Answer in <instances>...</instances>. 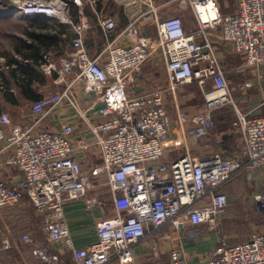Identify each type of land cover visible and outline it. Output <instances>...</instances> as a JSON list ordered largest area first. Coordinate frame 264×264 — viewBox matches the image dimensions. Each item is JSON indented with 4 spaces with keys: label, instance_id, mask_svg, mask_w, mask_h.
Instances as JSON below:
<instances>
[{
    "label": "built area",
    "instance_id": "1",
    "mask_svg": "<svg viewBox=\"0 0 264 264\" xmlns=\"http://www.w3.org/2000/svg\"><path fill=\"white\" fill-rule=\"evenodd\" d=\"M112 1L128 20L115 38L108 39L117 29V20L98 12L94 0H13L10 6L0 0V12L66 22L74 33L71 48L59 65L51 62L42 66L53 75L56 85L63 86L61 90L36 100L31 105L30 121L14 123L0 112V123L8 128L7 132L0 128V143L13 150L6 162L16 165L24 175L16 188L0 181V208L14 207L27 196L41 217L50 246L61 244L67 252L46 246L33 248L32 254L43 264H130L134 247L151 236L166 235L161 233L166 226L180 231L206 223L213 229L227 206L223 186L243 171L264 167V116L249 117L237 107L212 40L218 30L220 39L242 56V69L263 66L264 0H239L236 12L228 15L221 14L217 0H179L180 6L188 5L193 12L198 24L195 31H187L179 15L160 19L164 4L156 0ZM85 3L95 10L106 37L97 56L89 54L85 42L90 25L83 13ZM70 5L79 9L78 20L70 18ZM146 24L156 28L155 35L142 33L141 25ZM121 37L128 43H118ZM154 50H159L165 60L167 90L175 95L181 86L195 82L203 91L204 102L191 116L176 106L183 133L190 122V134L207 136L214 125V111L233 106V125L240 128L243 143L236 156L214 151L208 156L163 160L173 120L165 90L135 94L131 86ZM75 82H82L83 90L101 101L99 119L89 126L102 160L90 170H84L72 155L71 123L63 124L59 132L41 125L43 116L66 100L78 108ZM102 175L118 213L97 224L95 242L75 248L64 219V204L84 198ZM21 240L32 242L29 233ZM10 246L8 238L1 241V248ZM182 249L179 244L168 252L170 264H187ZM69 257L71 262H67ZM0 264L14 263L0 258ZM199 264H264V232H253L244 242L219 245Z\"/></svg>",
    "mask_w": 264,
    "mask_h": 264
},
{
    "label": "crops",
    "instance_id": "2",
    "mask_svg": "<svg viewBox=\"0 0 264 264\" xmlns=\"http://www.w3.org/2000/svg\"><path fill=\"white\" fill-rule=\"evenodd\" d=\"M96 1L97 0H94V3ZM156 1L160 4H164L158 14L160 19L175 14L182 18L183 25L187 31H195L198 28L196 18L189 7V10H183L182 6H180L178 2H170V0ZM238 1L239 0H217L221 14L228 15L236 12ZM88 7L92 10V12L86 15L87 19L91 21L94 16L96 20L95 10H93V8L89 5ZM113 16L117 21H119L117 14H114ZM124 17L126 21H124L125 23H123V26L120 27L119 31L122 30V28L127 24L128 17L125 14ZM57 22L62 23L59 21H56L55 23ZM98 30V36L101 38V47L99 48H96V46L91 47L90 40L87 36V31L85 34L87 50L91 56H97L104 49L106 44V37L99 25ZM116 30L109 34L108 39L115 38L118 35L119 31ZM141 31L146 35L156 34V28L149 24L141 25ZM70 33L73 39L74 33L72 29H70ZM117 42L128 43V40L121 37L119 40H117ZM71 45V39L70 41L67 40L65 42V46H62L60 49L61 56L64 51L66 52L71 48ZM218 45L222 46L224 50L233 52V57H230L231 59L229 58L231 60L229 69H231L232 72L237 73L235 74V78H237L235 86H238V88L240 86L239 94L235 93V86L232 87V90L234 91L232 93V97L234 98L235 103H237V107L240 105L241 107H239L241 109L239 107L238 108L247 113L249 117L264 116V65L258 68L241 69L243 62L242 56L232 51L230 46L226 44L225 45L227 47L221 43ZM159 59L162 61L164 67V84L161 82V85H159V82L155 80V77L152 73V68L153 66H157V60ZM43 65L44 64L41 62L37 67H35V72H37L36 75H39L43 82L42 86L38 83L40 80L35 81L36 86L34 88H36V91L40 94L39 98L45 95V93H43L45 91L44 84H46V80H48L49 77L51 78V82L54 84L51 88L55 89H52V92L47 94L56 93L63 87L54 83L53 75L45 74L46 72L42 68ZM10 66L7 65L5 67L8 70ZM144 68H147L146 71H144ZM229 69L227 72L225 71L227 79H229ZM242 74H244L243 78L241 77ZM131 86L135 94L153 90H165L167 109L173 118L169 138L164 143V160L166 162H172L184 155H190L192 157L208 156L214 151H220L224 156H236L242 150L243 143L241 139V130L239 127L233 125L236 114L233 106L230 104L214 111V125L211 128V132L207 136L197 138L190 134V129L192 128V123L190 122H188L185 126L186 133L182 132L178 119V109L176 106H179V110L181 112L187 113L189 116H191L200 106L199 101L195 99L196 93L190 89V91L181 87L178 89V94L180 96L179 101L175 96L176 92L174 95L169 90H167L168 78L166 64L159 50H154V52H152V54L144 62L141 73L138 76H135L134 82L131 84ZM74 91L78 102V108L74 107L68 100H66L63 103L53 107L48 113H46L42 118L41 125H43V127L49 131L59 132L63 124L71 123L74 128V134L71 138L72 155L82 163L84 170H90L92 166L100 164L102 160L100 147L89 126L91 121H96L99 119L97 110L101 105V101L98 98L99 96L86 93L83 90L82 82H75ZM2 100L3 99L0 98L1 110L5 109L7 112H9L12 106H16L5 102L4 100L3 102ZM30 101L32 104L35 102V100ZM24 107L27 108V105ZM7 112L5 113L9 116ZM23 115L24 116L22 118L18 119L14 123L30 121L32 119L31 106L30 109H28ZM0 128H3L6 132L8 131L7 126L2 125L1 123ZM12 152V148L5 145L4 142L0 143V181L5 182V184H7L9 187L16 188V186H18V184L24 180V175L16 165L8 164L6 162V159L12 154ZM250 172L255 179L259 180V184L263 183L264 167L253 169ZM227 184H225L222 188V190L226 192L228 198L227 206L223 213L217 218L214 228L210 229L206 223L189 227V229H194L202 233L200 237L193 242H190L188 239L186 240L187 250H201V254L205 255L203 258L201 256L197 257L198 260L196 264H199L202 260L210 256L214 249L219 245H233L244 242L250 238L253 232H264V208L260 206V203L257 202L255 198V202L251 205H255L257 210L255 207H251L252 210H256L255 215H257L258 220H253L252 223L244 227L237 224L239 218L238 210H241L243 207L244 203L242 204V202L244 197H242L243 193L240 191V187L232 185V188H228L229 184ZM253 193L254 192L252 191L247 192L249 195H253ZM257 194L259 193H256L255 195ZM233 195L236 197L234 198ZM239 198H241L240 201ZM249 198L250 197L246 198V203L248 202ZM88 203L90 204L88 205ZM30 207L31 210L35 209V206L30 202L27 196H24L18 205L14 207H2L0 209L8 208V210L17 212L16 214H20L19 216L24 218L23 221L27 220L28 222L23 232V234H25L27 233V230L32 231L30 230L29 217L27 216L28 214L31 215ZM117 213L118 208L113 201L111 190L108 186L105 175H102L94 180V186L87 190L84 198L65 202L64 219L70 228L71 239L75 248H82L95 242L97 240V224L101 221L116 217ZM34 215L38 219V222H40L39 227L44 234V240H42L43 242L40 244H32V239V242L28 244L30 247H19L12 251L10 250L13 247L11 249H4L1 248L0 245V258L3 262H14L15 264H43L32 254V249L37 246L50 247V249L55 252H66L61 244H51L50 246L42 228L41 217L36 212V209ZM9 240L11 239L9 238ZM211 240H213V242H211L210 246L207 247L205 243ZM173 246L174 244H169V242L162 241V239L158 238L157 236H151L134 247L133 258L130 264H168L167 254L168 251L173 248ZM4 254L6 256L9 255L14 257V260L6 259V257L3 256ZM71 261L72 259L69 257L67 262Z\"/></svg>",
    "mask_w": 264,
    "mask_h": 264
},
{
    "label": "rangeland",
    "instance_id": "3",
    "mask_svg": "<svg viewBox=\"0 0 264 264\" xmlns=\"http://www.w3.org/2000/svg\"><path fill=\"white\" fill-rule=\"evenodd\" d=\"M1 1L4 5L10 6L12 4L11 2L13 0H1ZM174 2H179V0H175ZM88 5L90 6L89 3H85V6L83 8V13L85 16L92 12V10L89 9ZM72 6L76 9V15L73 14L75 9L72 8ZM94 8L98 12L103 13L104 15H108V16H112V17H114L113 16L114 14L118 15L119 21H117L118 26H117L116 31H119L120 27H122L123 23H125L124 21H126L121 7L118 6L116 3H114L112 0H105V1L104 0H99V1L97 0L94 4ZM182 8H183V10H189L188 5H185V4L182 6ZM79 15H80L79 9L75 5H70V10H69L70 18H72L75 21V20L79 19ZM84 15L82 14V17ZM173 15H175V14H172V16ZM93 19H94V21H93ZM35 20H37V19H30V17H25V16H22L18 13L7 12L4 10H2L0 12V72H5L7 70L6 67H3V65L5 64V61L7 58H9L10 56H14L13 54L16 53V50H15L16 45L21 44L19 38H27L28 34H32V31L39 32L38 29L34 30L30 26V23L35 22ZM44 21L45 22L49 21L50 23H52L53 21L55 22L57 20L49 19V20H44ZM64 24H67V23L64 22ZM89 24H90V27L87 30V36L90 40V46L91 47L96 46V48H99V47H101L100 46L101 38H100V36H98L99 30H98V25L96 23L94 16L91 19V21L89 20ZM68 26L69 25L64 26V28H66V30L64 29L65 31H67V30L69 31ZM68 31H67L66 35H64V33H62V35H61L62 40H66L68 38ZM35 32L33 34H35ZM212 40H213L217 55L220 56L219 59L221 60V65L225 69V71L227 72L229 69V66H230L229 64H231L230 59L233 57L232 56L233 52L228 51V50H224V48L222 46L218 45L219 43H221V44H224V46H226L225 43L220 39V35H219L218 30L214 33ZM65 42L62 41L61 43H58L59 45L51 47V49L46 52V54L44 56L45 61L43 62L44 65H48L51 62L56 64V65H58L60 63L59 61L61 60L62 56L65 54V51H64L62 56H61L60 49L62 46L63 47L65 46ZM146 69L147 68H144V71H146ZM229 70H230L229 71L230 73L228 74L229 79L226 78V81H227L229 91L232 95V93L234 92L232 90V87L236 85L237 78H235V76H236L235 74H237V73L232 72L231 69H229ZM152 73H153V76L155 77V80L159 82V85H161V82H163V84H164V80H163L164 67H163L162 61L160 59L157 60V66H155V67L153 66ZM45 74L48 75V73H45ZM243 75L244 74L241 75L242 78H243ZM50 82H51V78L49 77V79L46 80V84H44V90L45 91L43 93L47 94L49 92H52V89H55V88H51L52 85H54V84L52 82L51 83ZM207 87H210V83L207 84ZM41 88H43V87H41ZM181 88H183L185 90L190 89L191 91H194L196 93L195 99L197 101H199V105H201L203 103V101H204L203 91L195 82H192V83L187 84V85H183V86H181ZM234 88H235V93L239 94L240 93V86H239V88H238V86H235ZM178 89L176 90L175 96L177 97V100L179 101L180 96L178 94ZM0 98L3 99L1 97V92H0ZM19 101L20 102L18 103V105L12 106L10 108L9 112H7L5 109L1 110V108H0V112L3 111V112H7L9 114L12 122H16L18 119L22 118L24 116L23 114H25L27 112V110L30 109V106L32 104V102L30 100L22 99L21 96H20ZM193 101H195V100H193ZM26 105H27V108L24 107ZM163 160H164V158H163ZM250 171H252V170L241 172L240 174H238L234 178H232L230 180V182L228 183L229 184L228 188H232V185L238 186V187H240V191L243 193L242 197H244V199H243L242 204L243 203L244 204H243V207L241 208V210H238L239 218H238V223H237L238 225H240L242 227L249 225L250 223L253 222V220H256V219L258 220L257 215H255V213H256L255 211L257 210V207L255 205H251L255 202V199L257 200V202L260 203V206L264 208V199L263 200L261 199V198H264V180L262 181L263 182L262 184L261 183L259 184V180L255 179L254 176H252ZM250 191L254 192L253 195L250 194L251 196L249 194H247V192H250ZM223 192L226 194L225 191H223ZM256 193H259V194L255 195ZM233 197L235 198L236 196L233 195ZM247 197H250L251 199L249 198L248 202L246 203ZM240 200H241V198H239V201ZM260 201H262V202H260ZM251 206L255 207L256 210L255 211H254V209L252 210ZM30 210H31V207H30ZM16 213L17 212L8 210V208L0 209V245H1V241L4 238H8V239L10 238L12 241L10 240L11 247L9 249H11L13 247L10 251L15 250L16 248H19V247H23V248L30 247V245H28L29 243H25L21 240L23 232L25 230V227H26V224L28 221L27 220L23 221L24 218L19 216L20 214H16ZM30 213H31V215L28 214L27 216L29 217L30 230H32L33 232L28 231V230L26 232L29 233V235L33 239L32 244H40L43 242L42 240H44V237H43L44 234L42 233V231L39 227L40 222H38V219L34 215L35 209L34 210L32 209L30 211ZM170 229H171V231H170ZM164 232H166L167 234L166 235H157V237L162 239V241L169 242V244H174V246H176V244L177 245L180 244L183 248L182 249L183 250L182 255L184 254L182 258L187 261V264H196L197 260H198L197 257H199V256H201L202 258L205 257L204 254H201V250H193V249H192V251L187 250V246H186V240L187 239L190 240V242H193L194 240H197L200 237V235L202 234L201 232H199V231L191 232L189 230V228H185V229L180 230V231H174L170 226H166L161 230V233H164ZM213 234H214V232H213ZM211 242H213V240L207 241L205 243L206 246L207 247L210 246ZM170 250L168 252H170ZM206 255H208V254H206ZM3 256L6 257V259H8V260H11V259L14 260V257H12V256H9V255L6 256L5 254ZM167 256H168L167 257L168 264H170V255L167 254Z\"/></svg>",
    "mask_w": 264,
    "mask_h": 264
},
{
    "label": "trees",
    "instance_id": "4",
    "mask_svg": "<svg viewBox=\"0 0 264 264\" xmlns=\"http://www.w3.org/2000/svg\"><path fill=\"white\" fill-rule=\"evenodd\" d=\"M72 8H74L72 6ZM75 9V8H74ZM76 15V9L73 12ZM30 19H37L35 22H31L30 26L34 30L32 34H28L27 38H19L21 44H17L15 47L16 53L14 56H10L6 59L5 66H10L5 72H0V92L1 97L5 102L13 105H18L20 102V96L25 100H38L40 94L36 91V82L40 85L43 84L39 75H36V68L41 62L45 61V54L53 46H57L62 41L72 42V36L70 29H72L69 23H50L46 18L40 16H33ZM68 26V38L62 40L61 35H66L67 31L64 26ZM65 29V30H64ZM35 32V34H33ZM13 65V66H12Z\"/></svg>",
    "mask_w": 264,
    "mask_h": 264
}]
</instances>
